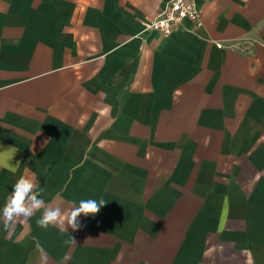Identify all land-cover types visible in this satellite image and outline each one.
I'll use <instances>...</instances> for the list:
<instances>
[{"label":"crops","instance_id":"0c3cea01","mask_svg":"<svg viewBox=\"0 0 264 264\" xmlns=\"http://www.w3.org/2000/svg\"><path fill=\"white\" fill-rule=\"evenodd\" d=\"M166 1L0 0V210L21 176L107 202L76 232L0 214V264H264V0L144 32Z\"/></svg>","mask_w":264,"mask_h":264},{"label":"clouds","instance_id":"9594fccd","mask_svg":"<svg viewBox=\"0 0 264 264\" xmlns=\"http://www.w3.org/2000/svg\"><path fill=\"white\" fill-rule=\"evenodd\" d=\"M16 151L17 148L14 146L0 151V167L15 173L19 163L13 166L10 160ZM35 189L36 181L29 176H21L12 186L11 195L6 199L2 210H0L5 230H9L17 218H31L36 212L43 210L41 217L36 221L39 227L45 229L49 226L58 227L61 233L67 232L71 228L73 232H76L81 230L82 227H86V225H82L79 219L81 216L95 217L107 203L103 198L99 200L82 199L78 204L73 202L68 209H64L59 203L55 206L46 205L44 199L38 198L44 190L40 189L37 193ZM67 243L76 245V241L72 236ZM37 247L39 248V245ZM39 250L41 258L44 259V250L42 248Z\"/></svg>","mask_w":264,"mask_h":264},{"label":"built area","instance_id":"2783aa9c","mask_svg":"<svg viewBox=\"0 0 264 264\" xmlns=\"http://www.w3.org/2000/svg\"><path fill=\"white\" fill-rule=\"evenodd\" d=\"M198 1L200 0H167L155 18L142 22L144 32L155 31L163 36H169L180 28L194 32L202 24ZM187 23L191 25L189 29L186 27Z\"/></svg>","mask_w":264,"mask_h":264}]
</instances>
